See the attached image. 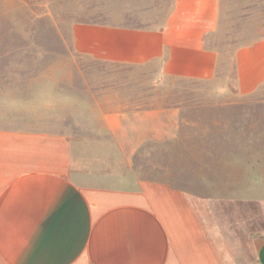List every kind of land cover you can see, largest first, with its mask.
<instances>
[{
	"label": "crops",
	"instance_id": "0c3cea01",
	"mask_svg": "<svg viewBox=\"0 0 264 264\" xmlns=\"http://www.w3.org/2000/svg\"><path fill=\"white\" fill-rule=\"evenodd\" d=\"M225 1L174 0L157 27L77 22L73 47L101 61L159 63L164 75L214 82L220 52L209 37L219 30ZM234 69L236 97L264 103V31L236 47ZM95 117L80 126L92 138L0 126V264H246L244 253L203 225L187 191L162 182L107 185L109 170H95L111 161L110 149L131 153L176 137L177 109L100 105ZM85 148L99 153L88 159ZM241 245L264 264V236L250 234Z\"/></svg>",
	"mask_w": 264,
	"mask_h": 264
},
{
	"label": "rangeland",
	"instance_id": "374dc122",
	"mask_svg": "<svg viewBox=\"0 0 264 264\" xmlns=\"http://www.w3.org/2000/svg\"><path fill=\"white\" fill-rule=\"evenodd\" d=\"M173 3L0 0V126L92 138L80 126L96 120L100 105L177 109L182 125L176 137L145 142L131 153L110 149V165L95 170H109L107 185L140 189L162 182L187 191L203 225L224 235L231 251L244 253L246 264H257L253 250L241 243L250 234L264 236V103L254 95L236 97L234 52L264 31V0L225 1L219 30L209 37L220 52L214 82L164 75L159 63L101 61L73 47L77 22L157 27ZM83 153L91 159L99 152Z\"/></svg>",
	"mask_w": 264,
	"mask_h": 264
}]
</instances>
